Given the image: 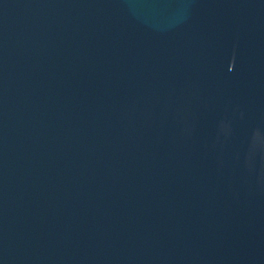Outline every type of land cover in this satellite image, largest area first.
<instances>
[{
  "label": "water",
  "instance_id": "water-1",
  "mask_svg": "<svg viewBox=\"0 0 264 264\" xmlns=\"http://www.w3.org/2000/svg\"><path fill=\"white\" fill-rule=\"evenodd\" d=\"M0 264H264V0H0Z\"/></svg>",
  "mask_w": 264,
  "mask_h": 264
}]
</instances>
